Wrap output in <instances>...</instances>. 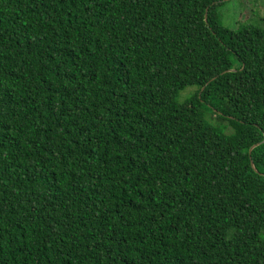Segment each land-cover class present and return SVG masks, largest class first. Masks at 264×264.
<instances>
[{
	"label": "trees",
	"instance_id": "1",
	"mask_svg": "<svg viewBox=\"0 0 264 264\" xmlns=\"http://www.w3.org/2000/svg\"><path fill=\"white\" fill-rule=\"evenodd\" d=\"M224 1L0 0V264H264V25Z\"/></svg>",
	"mask_w": 264,
	"mask_h": 264
},
{
	"label": "rangeland",
	"instance_id": "2",
	"mask_svg": "<svg viewBox=\"0 0 264 264\" xmlns=\"http://www.w3.org/2000/svg\"><path fill=\"white\" fill-rule=\"evenodd\" d=\"M216 11L221 23L228 28L234 29L241 21L264 25V0H225ZM194 89L186 87L178 93L177 100H182Z\"/></svg>",
	"mask_w": 264,
	"mask_h": 264
}]
</instances>
